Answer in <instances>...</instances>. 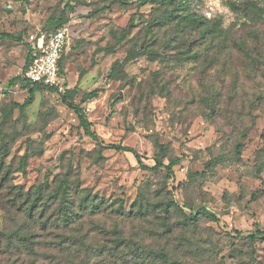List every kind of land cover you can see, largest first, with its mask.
I'll list each match as a JSON object with an SVG mask.
<instances>
[{"label": "rangeland", "instance_id": "1", "mask_svg": "<svg viewBox=\"0 0 264 264\" xmlns=\"http://www.w3.org/2000/svg\"><path fill=\"white\" fill-rule=\"evenodd\" d=\"M229 1L264 6V0H190L192 10L221 18L226 30L225 38L198 46L195 32L177 35L173 25L156 24L153 2L0 0V186L29 190L46 178L53 186L68 179L99 198L122 200L126 210L144 195L154 212L134 221L107 214L100 226L92 220L94 233H103L93 245L110 248L113 233H125L147 252L167 253L164 264H264V240L247 239L264 230V101L256 99L264 80L239 54L222 52L232 37L264 34V16L234 12ZM60 27L72 36L63 61L68 88L40 89L16 108L29 97L14 80L23 75L28 35ZM116 61L119 72L108 79ZM94 89L98 95L84 99ZM63 95L83 107L99 140L85 134ZM114 144L138 152L141 161ZM156 157L164 164L180 158L172 178L165 169L144 168ZM1 205L0 231L16 225ZM201 208L217 219L187 222ZM132 253L124 256L132 261ZM147 255L132 264H163ZM117 256L107 263L129 264Z\"/></svg>", "mask_w": 264, "mask_h": 264}, {"label": "trees", "instance_id": "2", "mask_svg": "<svg viewBox=\"0 0 264 264\" xmlns=\"http://www.w3.org/2000/svg\"><path fill=\"white\" fill-rule=\"evenodd\" d=\"M149 2L155 3L160 11L156 24L173 25L172 31L177 35H183L184 30H188L189 34L195 32L194 42H197L196 45L198 46L226 37L222 19L211 20L205 15L195 12L190 8V0H142V4ZM228 6L234 12L251 10L255 16H264V6L252 1H247L245 6L235 1H229ZM57 29L59 28L54 30ZM51 31H39L38 33L47 34ZM199 40L202 42L199 43ZM230 42H222V52L225 50L236 52L248 63L256 66L264 80V34L260 30H255L253 36L244 37L241 35L236 38L232 37ZM169 44H171L170 41L167 42V45ZM190 52H193V49ZM64 57L60 61L61 66H63ZM31 61L32 56L29 52L23 67V75L14 79L15 81H20L29 91V97L26 101L23 104L17 103L15 105L20 110L31 103L36 91L48 89L56 92L57 90L40 83L31 82L25 77V71ZM119 64L120 61L114 63L107 76L108 79L116 77L117 72H119ZM98 93L99 89L89 91L84 95V99L94 98ZM62 99L78 115L80 125L83 127L85 134L94 140H99V136L92 128L93 122L89 120L83 107L73 101H69L65 95H63ZM256 99L257 102L264 101V92L256 96ZM243 137L246 138V133H243ZM112 147L131 151L141 161L140 154L132 149L115 144ZM160 148H164V146L160 145ZM241 149L242 144L239 143L237 151L240 152ZM179 162L180 158L177 157L171 159L168 164H164L162 159L156 157L154 166H145L144 168L152 171L165 169L166 178L170 179L175 175L174 167ZM209 164L211 165V163ZM24 165L25 161L23 159L21 167ZM207 166L206 168L210 167L209 165ZM4 190L8 192L7 195L2 194ZM78 199H80L79 202L77 201ZM146 201V197L142 195L131 210H126L122 200L114 203L105 198H99L85 189H81L78 183L73 182L71 185L68 179H63L56 186H53L46 178L43 183L29 190L21 186H0L1 209L6 210L10 216L8 218L9 221L16 224L15 226L6 225V229L0 231V264H108V258L113 254L118 255L117 261L121 260L132 264L134 259L144 256L146 253L148 254L147 256L157 257L163 264L169 262L170 256L167 253L162 251L147 252L143 243L132 241V239L127 240L125 233H113L115 237L110 240L111 244H113L110 248L105 245H93L92 239L103 233H94L96 231L91 226L92 220H96V225L100 226V217L107 214L122 217V219L127 221L146 218L151 211L154 212L150 201L147 203ZM136 206L137 208L133 213V208ZM171 209L173 207L170 203L165 204L164 210L166 213L171 212ZM179 210L182 211V209ZM137 214L142 215L140 217ZM199 217L217 219L214 213L205 208L199 209L195 214L185 216L187 222L190 221L191 224L197 223ZM162 226H165L166 230L171 228L167 221H163ZM121 231L123 232L122 228ZM256 232L249 234L247 239L254 242L259 236L264 240V230L258 228ZM126 249L133 251L130 254L132 261H129L124 256Z\"/></svg>", "mask_w": 264, "mask_h": 264}, {"label": "built area", "instance_id": "3", "mask_svg": "<svg viewBox=\"0 0 264 264\" xmlns=\"http://www.w3.org/2000/svg\"><path fill=\"white\" fill-rule=\"evenodd\" d=\"M26 43L32 61L25 71V77L31 82L64 92L68 88L67 79L60 61L72 44L68 27H61L47 34H29Z\"/></svg>", "mask_w": 264, "mask_h": 264}, {"label": "crops", "instance_id": "4", "mask_svg": "<svg viewBox=\"0 0 264 264\" xmlns=\"http://www.w3.org/2000/svg\"><path fill=\"white\" fill-rule=\"evenodd\" d=\"M26 45H27V50H28V53H29V47H28V44H26ZM28 53H27V54H28ZM25 61H26V60H25Z\"/></svg>", "mask_w": 264, "mask_h": 264}]
</instances>
